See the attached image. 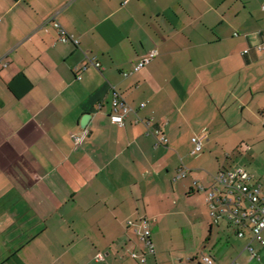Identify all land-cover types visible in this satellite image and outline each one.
<instances>
[{
    "label": "crops",
    "instance_id": "0c3cea01",
    "mask_svg": "<svg viewBox=\"0 0 264 264\" xmlns=\"http://www.w3.org/2000/svg\"><path fill=\"white\" fill-rule=\"evenodd\" d=\"M263 5L0 0V264H264L250 227L239 237L205 202L234 165L264 196ZM115 93L133 108L123 126Z\"/></svg>",
    "mask_w": 264,
    "mask_h": 264
},
{
    "label": "built area",
    "instance_id": "2783aa9c",
    "mask_svg": "<svg viewBox=\"0 0 264 264\" xmlns=\"http://www.w3.org/2000/svg\"><path fill=\"white\" fill-rule=\"evenodd\" d=\"M262 8L264 9V5ZM54 26L58 28L61 33V41H67L71 38L75 44H78L79 41L67 35L59 22H55ZM260 48L264 49V46ZM156 54V51H152L141 57L135 66V70H139L147 65ZM90 63L96 67L100 66L99 63H96L93 59H90ZM111 105L112 112L110 117L112 122L123 126L126 117L132 112L133 108L117 93H115L111 100ZM141 106H144V104ZM154 134L158 136L159 143L167 141L166 137L161 135L160 130L155 129ZM206 137L207 133L192 137L195 153L202 151L203 142ZM186 173V168L181 169L177 178L185 177ZM215 179L217 183L223 186L224 191L217 192L218 189H211L208 190L205 195V202L211 209L210 213L214 221L217 223L220 221L221 217L227 216L231 221V226L237 230V235L239 237H243L245 235L244 229L250 227L253 239L264 244L262 236L264 231V196L261 195L260 186L253 184V174L241 165H234L230 169L220 171ZM196 185L198 189L204 190L202 185L197 183ZM130 224L134 227V231L139 236L140 240L144 242L148 252L151 254L155 253V245L152 240L151 219L142 217L139 221L131 222ZM247 248L250 250L252 256L257 255L253 246L248 244ZM136 256L135 253H132V257L135 258ZM98 257L102 258L101 255ZM144 259L145 256L142 257L141 260L143 261ZM202 259L207 264H211L212 262L209 256L202 255Z\"/></svg>",
    "mask_w": 264,
    "mask_h": 264
},
{
    "label": "rangeland",
    "instance_id": "374dc122",
    "mask_svg": "<svg viewBox=\"0 0 264 264\" xmlns=\"http://www.w3.org/2000/svg\"><path fill=\"white\" fill-rule=\"evenodd\" d=\"M174 225L177 227V229L175 230V235H180L184 238L183 241H188V243L190 244V238L192 237V227L188 224V221H186L184 217H181L179 219H176Z\"/></svg>",
    "mask_w": 264,
    "mask_h": 264
}]
</instances>
